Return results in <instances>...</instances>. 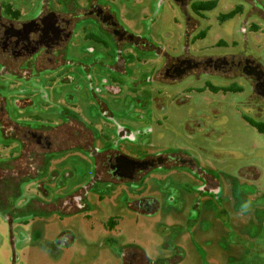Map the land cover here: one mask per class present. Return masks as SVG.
<instances>
[{
  "label": "rangeland",
  "instance_id": "rangeland-1",
  "mask_svg": "<svg viewBox=\"0 0 264 264\" xmlns=\"http://www.w3.org/2000/svg\"><path fill=\"white\" fill-rule=\"evenodd\" d=\"M108 1L124 30L153 47L142 48L138 55L141 91L146 93L139 96L143 103L135 109L129 103H116L119 107L112 113L114 123L136 132L132 143L119 142L125 147L137 144L143 151L153 146L156 151L178 149L212 180L194 184L189 173L191 183L180 178L177 185L172 180L164 186V181L155 184L147 179L133 190L109 188L90 183L92 159L75 155L62 165L69 169L61 178L64 189L47 183L42 193L37 180L25 182L19 194L7 199L8 206H0V264H123L124 257L131 255L133 264H264V93L252 95L240 79L233 87L244 91L226 95L209 89L201 95H182L185 82H161L163 86L151 82L157 51L172 55L185 46L183 10L171 0ZM228 3L219 0L214 10L205 13L208 20L200 21L196 33L207 34L188 50L226 54L235 42L236 50H246L264 71V34L252 31L244 16L218 22V16L231 9ZM15 6L28 9L23 3ZM219 41L228 47L215 48ZM83 73L80 77L87 83L89 72ZM73 87L56 84L45 90L35 81L26 86L35 102L55 95L61 105L69 98V103L80 102L84 108L85 94L72 100ZM20 88L11 93L13 98L20 95ZM43 105L48 107L32 112L63 121L59 110L49 102ZM108 133L116 138L115 128ZM18 149L10 139H0V160L15 157ZM141 185V196L157 201L151 213L130 209ZM171 196H177L178 202L170 203ZM245 204L248 208L242 210Z\"/></svg>",
  "mask_w": 264,
  "mask_h": 264
},
{
  "label": "flooded vegetation",
  "instance_id": "flooded-vegetation-1",
  "mask_svg": "<svg viewBox=\"0 0 264 264\" xmlns=\"http://www.w3.org/2000/svg\"><path fill=\"white\" fill-rule=\"evenodd\" d=\"M171 1L183 10L185 46L172 55L157 51L159 59L152 66L151 82H185L182 95H201L207 89L226 95L232 91H244L242 87H233L235 80L240 79L249 86L252 95L264 93V71L259 61L246 50H236L238 44L235 42L231 45L232 52L226 54L188 50L190 44L205 38V30L199 33L196 30L200 21L208 20L205 13L214 10L219 0ZM209 1L216 2L214 8L193 9L194 5ZM225 1L231 4V9L218 16L220 25L244 16V23L252 31L264 34V0ZM109 2L0 0V139H10L19 148L15 157L0 160L1 207L8 206L7 199L19 194V188L25 182L37 180L40 192L44 191L42 188L47 183L64 189L61 178L69 169L62 165L75 155L84 156L82 154L92 159L90 183L109 188L127 186L133 190V186L147 179L155 184L164 181V186L172 180L177 185L180 178L191 183L189 173L193 174L194 184L197 180L202 184L204 178L205 182L212 180L193 158L178 149L156 151V146H153L150 148L152 151H143L137 144L125 147L119 142L132 143L136 132L133 134L123 128L118 121L114 123L112 113L119 107L116 103H121V106L129 103L134 109L143 103L139 96L146 93L141 91L138 55L142 48L153 47L124 30L110 10ZM22 3L28 9L15 6ZM89 42L93 46L85 47ZM221 46L228 47V44L219 41L215 48ZM86 71L89 72L87 83L80 77ZM4 75L9 79L6 80ZM34 81L41 83L45 90L56 84L74 85L72 100L76 95L85 94V107H80V102L79 105L69 103V98L61 105L55 95L35 102L26 88ZM81 81L83 86H80ZM215 82H218L217 86ZM225 82L229 83L226 85ZM20 86V95L13 98L11 93ZM146 100L150 101V98ZM48 102L55 111L63 114V121L43 119L32 112L39 106L48 107L43 105ZM26 110H30V114L25 115ZM200 114L204 117L203 111ZM13 116L20 119L15 121ZM112 128H115L116 138L108 133ZM141 187L137 186L135 193H138V198L130 203V209L151 213L157 201L141 196ZM167 200L176 203L177 196L167 197ZM132 258L133 255L124 257L123 264H133Z\"/></svg>",
  "mask_w": 264,
  "mask_h": 264
},
{
  "label": "trees",
  "instance_id": "trees-1",
  "mask_svg": "<svg viewBox=\"0 0 264 264\" xmlns=\"http://www.w3.org/2000/svg\"><path fill=\"white\" fill-rule=\"evenodd\" d=\"M215 4H216L215 1H209V2H206V3L194 5L193 9H195V10H198V9L210 10V9L215 7ZM253 125H255V124H253Z\"/></svg>",
  "mask_w": 264,
  "mask_h": 264
},
{
  "label": "clouds",
  "instance_id": "clouds-1",
  "mask_svg": "<svg viewBox=\"0 0 264 264\" xmlns=\"http://www.w3.org/2000/svg\"><path fill=\"white\" fill-rule=\"evenodd\" d=\"M247 208H248V205L245 204V205L243 206V209H242V210H247Z\"/></svg>",
  "mask_w": 264,
  "mask_h": 264
}]
</instances>
